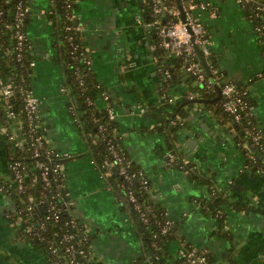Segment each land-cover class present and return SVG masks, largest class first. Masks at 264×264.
Segmentation results:
<instances>
[{"label":"crops","instance_id":"obj_1","mask_svg":"<svg viewBox=\"0 0 264 264\" xmlns=\"http://www.w3.org/2000/svg\"><path fill=\"white\" fill-rule=\"evenodd\" d=\"M208 1L210 7L198 12L215 60L211 64L204 55L206 66L212 74L219 73V83L232 81L248 91L253 120L264 129V46L254 21L237 0ZM76 2L83 43L90 51L96 79L114 104L124 149L150 178V197L173 223L174 238L161 247L165 264H178L181 252L189 248L209 250L221 264H230V259L237 264H264V172L253 160L264 162V156L254 146L241 145L230 122L216 118L208 103L196 102L183 106L175 116L181 123L175 145L192 171L173 164L167 132L161 130L174 117L169 99L176 103L198 99L192 93L198 82L184 77L169 92L170 98L163 92L158 65L174 64L175 59L166 49L163 55L157 54L156 31L142 0ZM28 3L31 16L26 34L35 62L31 87L40 99V125L49 146L70 155L65 163V188L72 213L90 238L91 256L103 264H156L134 216L123 208L117 190L88 154L89 141L65 85L54 18L60 11L54 0ZM198 64L197 57L202 71ZM96 102L100 107L107 105L102 95ZM20 129L17 120L15 133ZM7 161L0 139V178L10 176ZM215 193L252 208L225 204L215 214L206 205ZM14 209L15 201L0 189V264H52L19 236L20 221L10 219ZM222 222L224 234L219 232Z\"/></svg>","mask_w":264,"mask_h":264},{"label":"trees","instance_id":"obj_2","mask_svg":"<svg viewBox=\"0 0 264 264\" xmlns=\"http://www.w3.org/2000/svg\"><path fill=\"white\" fill-rule=\"evenodd\" d=\"M54 1L60 11L56 13V17L54 18H56L55 27L61 55L60 58L66 74L65 85L72 98V107L87 135L90 145L88 154H90L92 160L108 179L109 184L117 190L123 208L134 216L144 246H146L148 251L150 250L152 252L151 258L154 259L156 264H165L161 247H165L168 240L174 238L173 223L171 222L168 226L166 233H162V227L168 218L165 210L149 195L151 187L150 178L133 162L124 149L123 137L116 119H110L107 108L100 107L96 102L97 98L106 91V87L96 79L92 69V62L90 64L88 63V60L92 61V57L90 51L83 43L79 27L80 24L75 14L77 6L76 0ZM188 1L190 0H182L183 5H186ZM21 2L24 7H29L28 0H0V127L3 126L6 128L5 133L0 128V139L5 144L8 160L7 167L10 172V176L0 178V189L6 191L15 201V209L10 213V219L13 222L21 220L19 236L48 256L51 262L59 258L71 264L69 248L73 245L77 250H83L85 252L77 257V261L80 264H103V262L97 261L91 256L90 238L85 233L83 224L72 213L73 205L67 195L65 178L53 171L57 163L65 164L70 155L58 157L55 152H51V146H49L45 139L43 140V146L39 147V154H36V149L32 145V136L36 137L44 135V133L41 129L40 120L38 121L39 126L33 132V135H31L29 126L26 123L27 114L21 89L32 88L31 74L33 67L30 64L34 62V57L31 54L28 37L24 40L21 51L18 50L15 16ZM257 3L261 2L252 0L245 5L249 17L254 21V28L264 25L262 19L264 11L261 15L256 14L255 7ZM163 4L172 6L178 10L177 0H164ZM142 6L151 15L150 22H153L152 1L142 0ZM30 16L31 12H27L23 17L22 30L24 33H26L27 21L30 19ZM170 21L174 22L175 16L172 13H167L162 18V23L168 25ZM255 31L260 43L264 46V32L260 33L256 29ZM160 41V36L156 31L154 45H159ZM156 52L160 55L164 50L158 47ZM19 53H21V58L18 57ZM197 57L196 52L195 58L193 59L196 64ZM174 59V64L164 61L161 65H158L160 85L163 92L170 98L171 96L168 95L169 92L173 87L178 86L184 77L191 83L197 81L198 85L192 92L195 98L208 100V107L213 115L224 124L230 122L231 128L237 133L238 142L241 145L248 144L250 148L254 146L250 136L246 134L244 129L245 124L236 122L224 110L222 98L216 102H211L218 95L214 83H217L221 89L224 85V83H219V73L214 72L212 74V80L203 72L205 80L200 81L197 75H194L188 70L189 61H186L185 56L174 55ZM208 59L211 64L215 63L213 55L208 56ZM183 73H185L184 76H182ZM7 82L11 83L13 87L12 94L9 96H5L1 92ZM209 82L211 87L207 88V83ZM240 90L245 91L243 88H240ZM245 99L253 105L248 91ZM185 100L182 99L178 103H172L174 106L171 110V117ZM157 111L161 113L167 112L162 108L157 109ZM11 112L14 115L10 116L9 113ZM17 120L21 122L19 134H21L23 140H19V134L17 133L16 140L13 141L10 139V135L15 133L14 124ZM252 121L255 128H260L255 124L253 118ZM180 125V121L176 117H173L163 125L161 130H166L167 132V147L168 152L171 153L169 159L172 160V163L180 166L184 170L192 171L190 165L187 164L185 166L186 164L182 160V154L175 145L177 130ZM17 139L19 144L16 145L15 142H17ZM111 146H114L118 155L123 158L122 163H119L114 156ZM254 155H256L255 152ZM256 160L257 165H260L264 171V162L259 160V158H256ZM128 162H130L127 168L128 173L135 175L129 181L120 174L121 167L127 165ZM15 163H19L20 168L26 173L23 182V191H18L16 186V179L12 170V166ZM38 163H44L45 166L50 168L49 185H46L42 176L43 169L38 167ZM247 164L250 165V163ZM140 172L143 173V176L140 175ZM144 181L146 183H143ZM131 194L135 195L137 202L142 206L143 211L148 217L147 222L140 217V212L135 209V203L130 198ZM207 202L206 205L210 210H214L215 214L223 210L225 204H230L235 208L243 210H251L252 208L236 201L228 202L222 193H215ZM221 220L224 222V218H221ZM223 222L219 227L220 234H224L222 230ZM29 224L33 225L32 232L28 231ZM73 224L76 226H73ZM66 235H74V238L68 241L65 238ZM154 242H157V248L154 247ZM187 250H193L197 255L204 256L206 259L204 264H221L209 250H197L195 248H189ZM229 262L230 264H237L233 259H230ZM176 263L190 264L182 256H179Z\"/></svg>","mask_w":264,"mask_h":264},{"label":"built area","instance_id":"obj_3","mask_svg":"<svg viewBox=\"0 0 264 264\" xmlns=\"http://www.w3.org/2000/svg\"><path fill=\"white\" fill-rule=\"evenodd\" d=\"M153 3V22H151L152 26L156 29L157 34L160 36L161 41L159 45H155L157 47L166 49L170 51L175 56H185L186 61H189L188 70L191 71L194 75L199 77L200 81L205 80V75L201 71L200 68L197 67V64L193 59L195 58L196 49L195 46H198L202 53L205 56L211 55V44L212 41L208 37V32L205 25L200 21L198 18V12L202 10H206L210 7V2L208 0H190L184 6V13H185V21L181 20V13L180 10L174 9L172 6L164 5V0H151ZM241 3L242 6L245 7L247 3L251 2L252 0H237ZM256 14L261 15L264 11V4L257 3L256 7ZM30 12V7L23 5L21 2L18 6V11L15 16V27L16 37L18 39V50L21 51L22 45L24 40L26 39V33L22 30V22L25 13ZM172 13L177 18V22H168V25L162 23V18L167 14ZM215 16V12H212ZM255 29L260 33L264 32V25L256 26ZM156 48V47H155ZM18 57L21 58V53L18 54ZM92 61L88 60L90 64ZM32 67L35 65V62H31L30 64ZM210 82L207 83V88H210ZM13 87L11 83L7 82L1 90V92L5 96H9L12 94ZM23 96H24V103H25V111L27 114L26 123L29 126L31 131V135L35 132L36 128H38V121L40 120V99L35 95L32 88L30 89H21ZM247 91H241L240 88L232 81H227L224 83L222 87V102L223 108L226 112H228L236 122L244 123L245 124V131L253 143V145L264 155V129L262 128H255L253 126L252 121V105L245 99ZM103 98L107 101L106 108L108 110V115L110 119H115V111H114V104L110 99V96L107 93V90L101 94ZM170 102H174V98L169 99ZM10 116L14 115L12 112L9 113ZM2 131L5 133L6 128L3 126L0 127ZM102 129V128H101ZM105 129V128H104ZM17 134L13 133L10 135L11 140H16ZM32 145L36 149V154H39V147L43 146V140L45 138L44 135L39 136H32ZM15 144H19L17 142ZM14 144V145H15ZM113 150L114 156L117 158L119 163L123 162V158L118 155L114 146H111ZM51 152L56 153L58 157L68 156V154L61 153L60 151L53 149L51 147ZM256 162V158L253 159ZM39 168L43 169V179L46 182V185L50 183V172L49 167L45 166L44 163L37 164ZM123 165L120 169V174H122L128 181L132 179L134 174L128 173V166ZM12 170L15 175L16 179V186L18 191H23L24 189V178L26 173L20 168L19 163H15L12 166ZM53 171L59 173L61 177L65 178V164L64 163H57ZM264 172V171H263ZM140 175L143 176V173L140 172ZM143 183H146L145 181ZM59 194V193H58ZM131 200L135 203V209L140 212V217L144 221H148V217L146 213L143 211L142 206L137 202V198L135 195H130ZM21 222V220H20ZM22 223V222H21ZM171 224V221L168 219L162 227V233H166L168 230V226ZM73 226H76L73 224ZM28 231H33V225L29 224ZM66 240H71L74 238V235H66ZM154 247L157 248V242H154ZM68 248V247H67ZM83 250H77L73 245L69 248V257L71 258V264H80L77 261V257L84 254ZM180 256L186 258L190 264H204L206 259L202 255H197L193 250H184L181 252ZM52 264H68L61 259H57L52 262Z\"/></svg>","mask_w":264,"mask_h":264},{"label":"water","instance_id":"obj_4","mask_svg":"<svg viewBox=\"0 0 264 264\" xmlns=\"http://www.w3.org/2000/svg\"><path fill=\"white\" fill-rule=\"evenodd\" d=\"M177 3H178V9L180 10V13H181V20L185 21V13H184V6H183V3H182V0H177ZM150 20H151V18H150ZM177 21H178V19L176 18L175 22H177ZM195 49H196V52H197L198 61H200V64H198V66L199 67L203 66L202 71L205 73V75L207 77H209V78H211L213 80L212 73H211L210 69L206 66V61H205L206 58H205L204 54L202 53V51L200 50V48L198 46H195ZM214 85H215V87L217 89L218 95L211 102H216V101H218V100H220L222 98V89H221V87L217 83H214ZM196 102L208 103L209 101L208 100H204V99H191V100L184 101L179 106V108L176 110V112H175V114L173 116L175 117L183 106L191 104V103H196ZM253 150H256V148L253 147ZM257 151H258L260 156H264L259 150H257Z\"/></svg>","mask_w":264,"mask_h":264}]
</instances>
